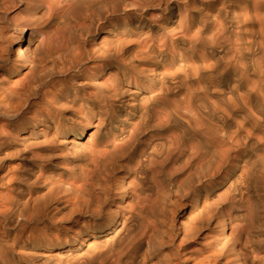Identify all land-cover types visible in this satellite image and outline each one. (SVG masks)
<instances>
[{
    "label": "bare ground",
    "instance_id": "bare-ground-1",
    "mask_svg": "<svg viewBox=\"0 0 264 264\" xmlns=\"http://www.w3.org/2000/svg\"><path fill=\"white\" fill-rule=\"evenodd\" d=\"M0 264H264V0H0Z\"/></svg>",
    "mask_w": 264,
    "mask_h": 264
},
{
    "label": "rangeland",
    "instance_id": "rangeland-1",
    "mask_svg": "<svg viewBox=\"0 0 264 264\" xmlns=\"http://www.w3.org/2000/svg\"><path fill=\"white\" fill-rule=\"evenodd\" d=\"M22 7L23 6L20 5L19 7L13 8L11 10V12L8 14V20L11 21L13 19V17L22 15V11H21ZM31 28H32V25H29V26L25 27V29H27V30L28 29H31ZM9 31L12 32V33H15V30H13L11 28V26L9 27ZM9 50H10L11 53H13V50H14L13 44L10 45V49ZM129 85H131V84H129ZM96 123H97V121L93 122V124L89 127V129H88L89 132H90V130H94V126H95ZM105 129L106 128H105V125L104 124L100 125V131L99 132H96L94 138L101 139L102 138V135H103V132L105 131ZM87 137H88V134H87L86 137L81 138V144L82 145H88ZM75 160L76 161H80V159H78V158H75ZM30 181H31V178L29 179V182Z\"/></svg>",
    "mask_w": 264,
    "mask_h": 264
}]
</instances>
